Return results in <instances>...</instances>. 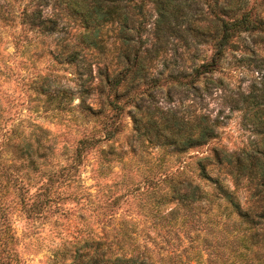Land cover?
<instances>
[{
    "label": "rangeland",
    "instance_id": "1",
    "mask_svg": "<svg viewBox=\"0 0 264 264\" xmlns=\"http://www.w3.org/2000/svg\"><path fill=\"white\" fill-rule=\"evenodd\" d=\"M219 1L234 16L247 14L260 25L232 36L212 74L216 81L198 91L187 84L192 52L198 49L196 60L208 57L210 42L186 46L174 40L146 58L147 78L117 99L119 109L102 105L90 87L104 65L98 55L112 58L111 68L119 54L121 46L111 44L112 26L99 29L104 46L87 47L78 41L82 28L74 18L65 16L61 30L52 34L19 18L0 22V264H117L118 257L138 252L154 264H174L169 259H176L174 254L182 260L188 255L190 264L197 257L205 263L211 248L205 239L211 242L216 233H208L211 224L198 208H205V201L184 206L176 199L164 205L154 200L178 180L209 189L211 183L198 176L199 159L216 149L232 153L264 141V133L252 129V114L244 117L243 103L237 108L232 103L253 84L264 91V0ZM24 3L18 2L16 11ZM211 5L212 0H196L190 9L193 27L211 29ZM145 45L138 41L129 47H152ZM73 50L85 57L67 62ZM87 104L102 112L86 109ZM104 115L113 117L116 127L111 139L104 138ZM201 115L215 121V137L186 150L163 142V134L171 135L178 125L185 135L195 134ZM86 138L96 139L84 144ZM209 169L232 186L226 168ZM247 194L239 186L242 204Z\"/></svg>",
    "mask_w": 264,
    "mask_h": 264
},
{
    "label": "trees",
    "instance_id": "2",
    "mask_svg": "<svg viewBox=\"0 0 264 264\" xmlns=\"http://www.w3.org/2000/svg\"><path fill=\"white\" fill-rule=\"evenodd\" d=\"M20 1L0 0V22L6 23L19 18L30 28L52 34L61 30L65 16L74 18L82 28L78 33V41L87 47L104 46L103 39L98 36L99 29L104 25L113 27L116 36L111 44L121 46L118 56L115 57L116 62L110 68L107 65L113 59L101 52L98 57H103L104 65L98 69L99 81L92 86L90 82L89 86L99 92L102 105L107 104L114 109H119L117 99L126 93L129 95L130 89L145 81L149 74L146 58L159 55L160 51H164L162 46L173 44L174 40L186 46L196 41L210 42L212 51L208 57L196 60L199 57L198 49L192 52L194 62L189 73L191 78L187 82L195 91L207 90L205 86L209 85L208 82L216 81L212 74L220 66L227 48L230 47L232 36L254 28L257 23L260 25L247 14L234 16L232 9L220 4L219 0H212L213 16L209 20L211 29L208 32L192 26L190 9L196 4V0H25L16 11V5ZM138 41H146L145 46L152 47L132 51L129 46H135ZM83 57L85 56L81 51L73 50L65 56V60L75 63ZM86 66L90 69V64ZM173 74L171 71L168 76L173 78ZM201 78H204V87L199 84ZM66 94V91H62L60 96L67 97ZM232 103L236 108L243 103L244 117H247V113L252 114L254 132L264 133V91H257L253 84L249 93L241 95L240 101ZM86 109L102 112L101 107L94 108L92 104H87ZM104 117V138L111 139L116 131L112 124L113 117L110 121L106 115ZM194 124L197 130L195 134H191V131L185 135L182 126L178 125L174 127L171 135L163 134V142L172 144L179 150H186L205 144L217 135L215 121L209 120L207 116L197 117ZM152 129L149 127L147 131L151 132ZM95 139L86 138L83 143ZM213 164L227 169L231 175L232 186L219 176L211 174L209 166ZM197 168L198 176L211 183L209 189L191 179H183L173 184L166 195L154 200L155 203L164 205L176 199L184 206L205 201L206 207L198 204V208L203 209L200 212L205 215L204 220L211 224L208 233L210 230L216 233L211 242L208 238L205 239L211 246L205 263L197 257L195 264H264V141L250 142L238 152L222 153L216 149L211 157L199 159ZM239 186L244 187L248 193L244 204L237 195ZM222 203L223 210H220ZM214 204L217 206L215 213L211 211ZM218 216L220 219L216 218ZM221 220L223 221L220 222ZM219 223L220 228L217 227ZM174 255L177 258L169 257L170 262L176 260L174 264H190L191 258L188 255L185 260H182L181 254ZM116 261L117 264H154L150 256L139 252L129 257H118Z\"/></svg>",
    "mask_w": 264,
    "mask_h": 264
}]
</instances>
